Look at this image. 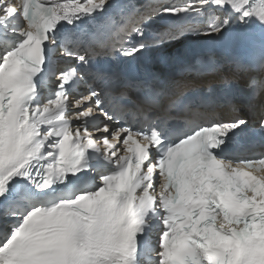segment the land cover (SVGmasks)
Returning a JSON list of instances; mask_svg holds the SVG:
<instances>
[{
  "label": "snow or ice",
  "instance_id": "1",
  "mask_svg": "<svg viewBox=\"0 0 264 264\" xmlns=\"http://www.w3.org/2000/svg\"><path fill=\"white\" fill-rule=\"evenodd\" d=\"M0 264H264V0H0Z\"/></svg>",
  "mask_w": 264,
  "mask_h": 264
}]
</instances>
